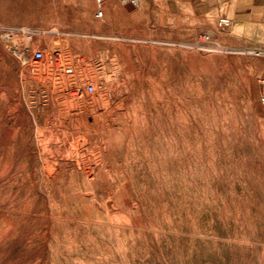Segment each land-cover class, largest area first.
Returning <instances> with one entry per match:
<instances>
[{"label": "rangeland", "instance_id": "obj_1", "mask_svg": "<svg viewBox=\"0 0 264 264\" xmlns=\"http://www.w3.org/2000/svg\"><path fill=\"white\" fill-rule=\"evenodd\" d=\"M188 1L0 0V264H264V59Z\"/></svg>", "mask_w": 264, "mask_h": 264}, {"label": "crops", "instance_id": "obj_2", "mask_svg": "<svg viewBox=\"0 0 264 264\" xmlns=\"http://www.w3.org/2000/svg\"><path fill=\"white\" fill-rule=\"evenodd\" d=\"M188 8L191 15L199 8L203 16H217L223 46L249 50L250 55L264 59V0H189ZM223 19L230 23L221 25ZM260 77L264 78V70Z\"/></svg>", "mask_w": 264, "mask_h": 264}, {"label": "built area", "instance_id": "obj_3", "mask_svg": "<svg viewBox=\"0 0 264 264\" xmlns=\"http://www.w3.org/2000/svg\"><path fill=\"white\" fill-rule=\"evenodd\" d=\"M94 1L97 3V5L99 7V10H98V12L96 14V17L98 19H102L103 18V11L101 10V6H102V4H103V2L105 0H94ZM221 24L222 25H228L229 24V21L226 20V19H223V20H221ZM33 59H34L35 62H41V61H44L45 60V55H44L43 52L38 51V52H36L34 54ZM51 63H53V61H51ZM53 64H54V66L56 68H60L59 62H56V63H53ZM66 72L69 73L70 71L69 70H66ZM262 86H263V89H262L260 101H261V105H262L263 110H264V82L262 83ZM87 91H88L89 94H94L95 93V88L93 86H88L87 87Z\"/></svg>", "mask_w": 264, "mask_h": 264}]
</instances>
